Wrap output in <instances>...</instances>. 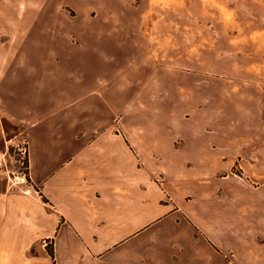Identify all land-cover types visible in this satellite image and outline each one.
Here are the masks:
<instances>
[{
  "label": "crops",
  "instance_id": "0c3cea01",
  "mask_svg": "<svg viewBox=\"0 0 264 264\" xmlns=\"http://www.w3.org/2000/svg\"><path fill=\"white\" fill-rule=\"evenodd\" d=\"M51 1L65 0H0L2 30L42 18ZM85 30L92 42L53 41L38 58L30 32L18 46L0 32V158L11 155L5 120L13 118L27 137L31 176V185L11 187L0 168V264H264V185L232 171L240 158L264 154V141L241 144L230 125L161 112L160 92L148 88L160 81L157 68L131 77L127 52L107 48L108 29ZM113 82L145 86L128 95ZM180 94L191 110L196 101ZM116 97L133 101L113 108ZM7 98L23 107L4 112ZM194 194L204 198L197 215Z\"/></svg>",
  "mask_w": 264,
  "mask_h": 264
},
{
  "label": "rangeland",
  "instance_id": "374dc122",
  "mask_svg": "<svg viewBox=\"0 0 264 264\" xmlns=\"http://www.w3.org/2000/svg\"><path fill=\"white\" fill-rule=\"evenodd\" d=\"M38 4L32 7L33 11L40 10ZM89 8L111 9L121 16L81 17L78 11ZM42 9H47V14L25 20L22 29L14 26L11 35L2 30L4 25L0 22L1 42L18 46L24 42V33L30 32L29 43L36 52L33 58H38V50L49 47L53 41L61 45L71 41L92 42L93 37L84 28L92 32L108 29L107 48L113 56L120 54L119 50L122 54L127 52L126 69L131 77L148 75L152 67L157 68L154 72L160 81L148 84V88L160 92L161 112L185 111L187 117L193 116L190 121L208 126L230 125L241 144L246 141L257 145V141H264V0H97L91 6L81 3L79 7L65 0L51 1L47 7L42 3ZM55 10L60 11L58 17L50 13ZM17 21L24 22H12ZM46 29L48 36L44 34ZM55 30L59 36L54 40L50 34ZM17 34L22 37L15 39ZM232 44L241 45V50L233 51ZM20 53L17 57L22 58ZM233 62L240 66H232ZM172 75L176 76L175 81L169 79ZM200 77L207 81H200ZM112 86L113 90L127 88L130 95L145 84L113 82ZM180 92H186L185 96L193 98L197 106L185 108ZM126 101L130 104L133 100L116 97L111 104L118 108ZM169 101L174 104L168 106ZM6 102L8 105L1 102L4 112L23 107L20 99L7 98ZM166 107L176 109L163 111ZM5 127L11 152L9 157L6 155L7 161L16 169L15 158L19 156L15 148L17 144L23 145L27 137L13 118H6ZM13 135L14 140H10ZM259 149L256 146L255 152ZM261 149L264 151V147ZM232 171L247 182L264 185V154L240 158ZM193 199V213L200 214V200L204 198L196 194Z\"/></svg>",
  "mask_w": 264,
  "mask_h": 264
},
{
  "label": "built area",
  "instance_id": "2783aa9c",
  "mask_svg": "<svg viewBox=\"0 0 264 264\" xmlns=\"http://www.w3.org/2000/svg\"><path fill=\"white\" fill-rule=\"evenodd\" d=\"M15 152L19 156L15 158L17 162L16 169L11 168L5 155L0 158V168L6 172L7 180L11 187L31 185L28 141L26 140L23 145L17 144Z\"/></svg>",
  "mask_w": 264,
  "mask_h": 264
}]
</instances>
